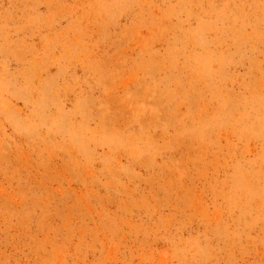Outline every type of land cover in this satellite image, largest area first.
Masks as SVG:
<instances>
[{
  "label": "rangeland",
  "instance_id": "obj_1",
  "mask_svg": "<svg viewBox=\"0 0 264 264\" xmlns=\"http://www.w3.org/2000/svg\"><path fill=\"white\" fill-rule=\"evenodd\" d=\"M0 264H264V0H0Z\"/></svg>",
  "mask_w": 264,
  "mask_h": 264
}]
</instances>
